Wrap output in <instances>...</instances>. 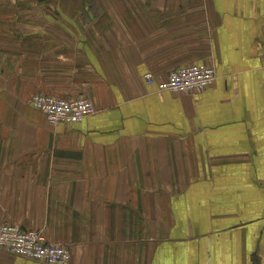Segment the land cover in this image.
<instances>
[{
    "label": "crops",
    "instance_id": "0c3cea01",
    "mask_svg": "<svg viewBox=\"0 0 264 264\" xmlns=\"http://www.w3.org/2000/svg\"><path fill=\"white\" fill-rule=\"evenodd\" d=\"M201 62L202 92L144 82ZM35 94L96 114L52 128ZM4 223L68 264H264V0H0Z\"/></svg>",
    "mask_w": 264,
    "mask_h": 264
},
{
    "label": "built area",
    "instance_id": "2783aa9c",
    "mask_svg": "<svg viewBox=\"0 0 264 264\" xmlns=\"http://www.w3.org/2000/svg\"><path fill=\"white\" fill-rule=\"evenodd\" d=\"M215 80V70L208 63H198L170 72L165 80L156 81L152 74L144 76L146 85H155L158 92L192 95L209 88ZM30 105L46 115L53 126L80 123L96 114V107L89 97L57 99L38 94ZM0 249L14 256L39 261L44 264H67L70 250L63 245L50 244L38 231H26L12 224L0 227Z\"/></svg>",
    "mask_w": 264,
    "mask_h": 264
},
{
    "label": "rangeland",
    "instance_id": "374dc122",
    "mask_svg": "<svg viewBox=\"0 0 264 264\" xmlns=\"http://www.w3.org/2000/svg\"><path fill=\"white\" fill-rule=\"evenodd\" d=\"M202 63H206V62H202ZM45 95H46V94H45ZM32 96H33V95H32ZM32 96H31V98H32ZM31 98H30V100H31ZM30 100H29V104H30ZM30 106H31V105H30ZM31 108L33 109L32 106H31ZM33 110L36 111V112H38V113H40V114H42V115L45 117L46 120L48 119L44 113H42V112H40V111H38V110H35V109H33ZM48 120H49V119H48ZM48 120H47V122H48ZM48 125H49L50 127H52V128H56V127L60 126V125H58V126H53V125H51L49 122H48Z\"/></svg>",
    "mask_w": 264,
    "mask_h": 264
},
{
    "label": "water",
    "instance_id": "95a60500",
    "mask_svg": "<svg viewBox=\"0 0 264 264\" xmlns=\"http://www.w3.org/2000/svg\"><path fill=\"white\" fill-rule=\"evenodd\" d=\"M37 1H39V2H40V1H44V0H37Z\"/></svg>",
    "mask_w": 264,
    "mask_h": 264
}]
</instances>
